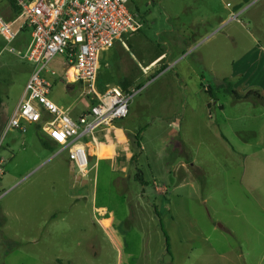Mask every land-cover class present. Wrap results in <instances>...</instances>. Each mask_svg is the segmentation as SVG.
<instances>
[{
	"label": "rangeland",
	"instance_id": "374dc122",
	"mask_svg": "<svg viewBox=\"0 0 264 264\" xmlns=\"http://www.w3.org/2000/svg\"><path fill=\"white\" fill-rule=\"evenodd\" d=\"M187 1L130 0L132 10L138 7L148 16V28L143 21L140 28L156 44L155 48L141 40V53L153 56L166 47L159 36L171 21L166 14L188 12L194 3L187 8ZM233 3L222 0V11ZM245 15L263 19L264 0L239 15L244 27L227 19L211 36H190L189 52L207 54L213 59L209 62L227 71L228 57L240 52L229 46L227 34L236 30L247 36L249 29L258 36L245 24ZM112 50L103 55L96 86L101 90L99 85L118 84L121 74L130 88H140L127 116L115 122L135 128L127 132L129 158L138 152L132 139L138 132L143 149L135 161H125L124 151L118 149L116 162L103 165L99 172L89 168L82 175L74 168L68 173L65 152L52 157L54 151L44 149L34 128L1 132L9 113L5 109L0 117V203L14 205L47 183L59 187L60 196L52 213L55 224L45 222L41 239L29 249L4 240L0 228V264H264V109L250 101L233 102L222 79L208 78L206 71L201 80L186 63L188 50L184 58L179 52L177 63L164 71L168 62L154 67L162 56L144 63L134 49L132 54L123 51L129 60L122 51ZM136 70L142 77L136 78ZM52 79L53 102L63 107L71 103V112L84 108L79 83L69 89L70 83L60 77ZM237 90L244 93L245 88ZM93 136L99 141L111 139V128L84 139L93 141ZM139 170L147 181L144 186L134 177ZM79 187L91 191L106 210H95L90 200L72 204L68 192ZM155 211L169 236L171 256L165 251ZM101 215H112V223L100 230L96 219ZM10 223V235L15 237L20 228L14 218Z\"/></svg>",
	"mask_w": 264,
	"mask_h": 264
},
{
	"label": "built area",
	"instance_id": "2783aa9c",
	"mask_svg": "<svg viewBox=\"0 0 264 264\" xmlns=\"http://www.w3.org/2000/svg\"><path fill=\"white\" fill-rule=\"evenodd\" d=\"M13 1L19 8L18 26L14 29L0 16V33L7 44L22 31L29 34L22 58L31 64V71L3 133L26 132L36 124L55 143L56 154L65 152L85 175L90 154L84 138L125 118L131 99L140 90L119 85L100 90L96 86L104 52L124 36L138 32L140 19L130 8V0ZM239 14L232 12L228 20L238 21ZM55 76L83 87L80 94L89 103L78 117L49 98Z\"/></svg>",
	"mask_w": 264,
	"mask_h": 264
},
{
	"label": "crops",
	"instance_id": "0c3cea01",
	"mask_svg": "<svg viewBox=\"0 0 264 264\" xmlns=\"http://www.w3.org/2000/svg\"><path fill=\"white\" fill-rule=\"evenodd\" d=\"M259 1L260 0H248V2L244 3V0H234L231 9L225 8V10L222 11V0H188L187 8L191 7L192 3H194V6H192L188 12H174L173 16H171V13L166 14L167 18L171 17V21L168 24L169 27L163 29V33H159L160 42L166 47H164V49H159V53L156 55L151 56L147 52L141 53V49L138 47L141 40H145L152 47L154 46L156 48L155 42L148 35H146L144 33L145 30H141V28L138 32L121 38L116 46L108 51H105L104 55L106 52H112V49L132 54L134 49L138 57L144 63L150 62L157 56H162V60L154 67L164 65L168 62L167 67L163 69L164 71L168 69L169 64L171 66L172 64L174 65L177 63L178 58H175L179 52H181V57L179 58H184V52L188 50V56L190 55V59H187L186 63L192 68V71H197L201 80H204L206 77L204 74L206 71L208 78L218 77L222 80L223 78L228 79L232 82L233 87L236 90L242 86L245 88L244 93L248 90H257L264 95V18L258 20L254 15H245V24L254 28L252 30H255L258 33V36H254L249 29H246L247 36L236 30H231L227 34L229 46L234 51H240L238 54L228 57L229 62L227 66L229 69L227 71L221 69L219 63V67H216L215 62H209L213 60L209 55L203 54L201 56H195L192 55L194 52H189L192 50L190 36H194L196 38L197 36L198 38H202L206 35L211 36L216 32V29L221 23L227 22V19L232 12H239V15L241 16L251 7L255 6ZM135 10L136 12L134 10L132 11L137 13L140 21H143L145 26L148 28V16L143 13L141 14L138 7H135ZM15 11L16 10L11 7L9 0H0V16L5 20V22L11 24L14 29L17 28L19 21ZM237 22H239L243 27L245 26L241 20H238ZM26 33V31L20 32L10 44L6 43L3 35L0 33V117L1 114L4 113L5 109L9 112L7 119L2 124L1 132L4 129L13 108L19 101L26 80L31 71V64L22 58V53L26 49L29 42V34L27 33V36H25ZM131 47L133 49H131ZM10 48L12 50H10ZM220 48H218V51H220ZM229 53L231 54V52ZM124 55L126 54L124 53ZM141 56L147 60H143ZM126 57L129 60L130 57L127 55ZM219 58H217L216 61H218ZM154 64L152 63V66ZM133 67L135 68L134 65ZM141 73L136 70V78L142 77ZM121 76L123 75L120 74V77ZM178 77V79L186 85L181 72H178ZM68 83H70L69 89H73L76 85H78L77 82ZM16 85H19V87H17V93L15 94L14 90ZM114 85L120 86L118 83L104 86L99 85V87L102 88L101 90H105ZM85 99L86 102L84 103V108L79 111L73 110V112H71L73 109L71 103L64 105L72 117H78L86 110L89 99L86 96ZM252 105L257 109L260 106V108L264 109V105ZM177 120L180 121V119ZM31 128L37 130L38 133L53 146V150H50L54 151L52 157L58 155L56 154L58 149L55 143L42 134L36 124L31 125L28 130ZM110 128L112 132L111 139L99 141L98 139L96 140L95 136H93V141L83 140L85 143H88L87 147L90 158L92 157L93 160L92 164L89 165V168L92 171L94 170V172H99L100 167L105 164L113 165L117 160L118 149H120V151H124L123 158L125 161L130 160L127 132H132L135 128L121 122H115ZM141 149H143L142 144ZM49 158H51V156ZM63 165L66 169H68V173L75 168L73 163L68 159L66 153L63 158ZM59 196V187H55L54 184L49 185L47 183L38 185L37 187L31 189L25 198L21 199L14 205L8 204L7 202L0 203V228L1 232L4 234V240L14 241L19 244L21 243L23 251L26 248L29 249L30 244H33L41 239L42 226L45 222H53L55 224V214L52 213H54L53 211H55V208L59 205ZM68 196L72 200V204H81L86 200H90L94 205L95 210H106L104 204L96 202V198L93 196L91 191L83 192L79 187L76 192L69 191ZM12 218L16 220V227L20 228V231L16 233L17 235H15V237L10 235V221ZM96 221L100 230L102 228L106 229L112 223V215H101L96 219ZM53 239L54 238L52 237V240Z\"/></svg>",
	"mask_w": 264,
	"mask_h": 264
},
{
	"label": "trees",
	"instance_id": "16d2710c",
	"mask_svg": "<svg viewBox=\"0 0 264 264\" xmlns=\"http://www.w3.org/2000/svg\"><path fill=\"white\" fill-rule=\"evenodd\" d=\"M10 1V5L13 9H15L16 11V15L18 16L19 14V8L14 4L13 0H9ZM248 2V0H244V3ZM224 82V92H226L227 94H229L232 99L233 102H240V101H250L252 104L254 105H264V95L261 94L259 91L257 90H248L245 93H239L234 87L232 82H230L228 79L223 78L222 80ZM120 86L122 87H127L128 83L125 79V77L121 76L120 77V81H119ZM129 135V134H128ZM39 136V141L41 143V145L47 149V150H53V146L50 145L40 134ZM223 138L226 140V138L223 136ZM133 139V143L135 144L138 152H135L132 154V156L130 157V161H135L136 157L138 156L140 150H141V143H140V134L136 133L132 136ZM135 180L140 184V185H146L147 181L143 178L141 171H137L134 175ZM156 215L159 218V227L161 230V233L163 235V241H164V248L165 251L168 255H172L171 251H170V243H169V236L166 232V230L164 229L163 223L160 219V213L158 211H155Z\"/></svg>",
	"mask_w": 264,
	"mask_h": 264
}]
</instances>
